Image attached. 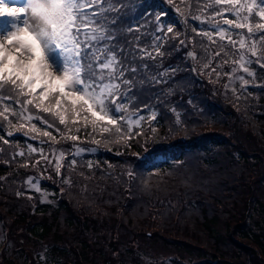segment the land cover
<instances>
[{"label":"trees","instance_id":"1","mask_svg":"<svg viewBox=\"0 0 264 264\" xmlns=\"http://www.w3.org/2000/svg\"><path fill=\"white\" fill-rule=\"evenodd\" d=\"M99 7L106 11L97 24L114 38L93 44L115 51L125 69H137L125 72L132 84L121 86L122 114L144 119L123 138L81 123L71 140L56 121L61 133L49 129L55 140L41 134L29 140L18 135L16 117L9 116L16 127L0 117V136L8 141L0 140V219L12 250L23 254L21 264H136L131 247L140 239L139 252L170 246L183 264H264V59L246 57L249 76L233 63L238 44L197 35L213 32L217 21L228 27L213 17L221 7L213 0H102ZM240 32L246 30L233 29L232 38ZM221 47L228 55L214 56ZM257 52L264 57V44ZM239 76L249 83L242 87ZM5 103L19 113L18 105ZM121 128L127 133L123 122ZM81 146L86 150L76 155ZM28 177L59 194L58 204L31 196ZM179 230L181 239L173 234ZM28 241L35 247L46 241L44 255L27 254Z\"/></svg>","mask_w":264,"mask_h":264},{"label":"snow or ice","instance_id":"2","mask_svg":"<svg viewBox=\"0 0 264 264\" xmlns=\"http://www.w3.org/2000/svg\"><path fill=\"white\" fill-rule=\"evenodd\" d=\"M101 2L102 0H22V3L17 4L13 0H0V20L5 21L4 26L0 27V117L9 125L17 126L9 119L11 115L17 118L18 131L26 128L25 135L30 132L38 133L52 140L56 137L49 129L61 133L58 125L64 126L68 133L66 138L71 140L78 139V136L71 134L72 127L76 126L78 132L81 123L85 128L91 126L93 132L99 129L100 133H107L109 136L114 129L115 133L121 134V138L132 132L133 124L139 126L143 116L133 119L132 116L122 114L127 110V105L121 102L126 93L120 91L122 85L132 84L131 80L125 78V72H135L137 69H125L115 51L108 46L97 48L93 44L114 38L106 28L97 24L96 17L106 11L99 7ZM213 2L221 6L212 13L213 17H219L223 20V25L228 27L221 26L217 21L213 32L205 31L197 35L207 37L212 43H216L214 36L221 41L227 40L234 49L238 44L234 53L238 59H234L233 63L249 76L254 75L247 67L251 60L246 57L249 54L257 57V63L264 59L257 52V44H264V34L259 35V41L254 39L258 33H264V0ZM94 7H99V11H87ZM225 13L233 18H227ZM193 18L200 19L198 16ZM255 18L258 20L253 22ZM233 29L246 32L236 33L239 38L236 40L232 38ZM167 31L172 32V28L169 27ZM193 31L196 29L193 28ZM81 36L84 38L81 39ZM155 50L163 55L159 46ZM222 52L228 55L223 47L213 55L220 56ZM147 55L151 57V53ZM204 66L208 67L207 64ZM236 71L237 68L234 67L232 72ZM237 78L243 82L242 87L249 83L243 76ZM34 85L38 87V91ZM5 101L18 105L19 113L10 111ZM28 106L35 108L38 113L49 114L53 120L50 122L38 114L33 115ZM151 118H155L154 112ZM33 120H38L42 127H37L36 123H32ZM121 122L127 125V133L122 132ZM177 122L179 123V117ZM8 135L11 136L12 133L8 132ZM0 140H4L3 136H0ZM4 143L7 144L8 141L4 140ZM65 183L69 181L66 180Z\"/></svg>","mask_w":264,"mask_h":264},{"label":"rangeland","instance_id":"3","mask_svg":"<svg viewBox=\"0 0 264 264\" xmlns=\"http://www.w3.org/2000/svg\"><path fill=\"white\" fill-rule=\"evenodd\" d=\"M14 1L15 0H13V2ZM20 3H22V0H17V4H20ZM4 24H5V21L4 20H0V27H3ZM34 87L37 88V91L39 90L37 86L34 85ZM26 130L27 129L25 128L24 130H20L17 133H21V132L24 133V131H26ZM29 135L33 138V137H37L38 133H31L30 132ZM34 139L35 138H33V140ZM33 147L34 146L31 145L30 148H33ZM80 149H83V151L86 150L83 146H81ZM42 150H43V148L40 149V152H41L42 155H44V153H42ZM83 151H79L78 152L76 150V155H80L81 152H83ZM33 153H36V152H33ZM60 159L62 161L63 160V156L58 155L56 157L57 163L60 161ZM263 160H264V158H263ZM254 163L255 162L249 161L250 168L252 167V165H250V164H254ZM33 185H35V186H33ZM26 188H27L28 191L29 190L31 191L30 195L31 196L35 195L38 198L39 201H42V202H45V203H48V204H52V206H54V207L59 202V201H57V198L59 197V194H56L53 191H48L46 189L41 188L40 181L37 178H35V177H28V179H26ZM203 189H204V187H201L200 191L203 190ZM31 212H33V210H31ZM179 232H180V230H179ZM6 234L7 233H6V230L4 229L3 222L0 219V258H1V256H7L8 258L10 256H12L13 258L17 259L16 264H21L23 259H24L23 254L21 256V259L19 257H17L18 254L15 253V251L12 250L13 244L10 242V240L6 239ZM173 234L175 236H178V238H179V236H182L183 232H180V233L173 232ZM184 234H186V233H184ZM10 235L13 236L12 234H10ZM179 239H181V238H179ZM138 243H139V245L131 247L132 248V254L131 255L133 257L136 256L137 254H139V261L138 262L134 261L136 264H183V263H187V261L185 259L181 260L180 257L177 254L176 255H174V254L171 255L170 252H172L173 248L170 247V246L158 245V244L155 243V245L158 247L160 252H154V251L145 249L146 253H141L139 251L143 250L144 243L140 239L138 240ZM36 245H37V247L33 246L30 243V241L26 242L25 245H24L25 248H26V251H27L26 253L27 254L30 253L31 249H33L35 253L37 252L39 254V256L44 255V251L46 250V249L44 250V248L47 247V242L46 241H42L41 244L37 243ZM13 255H15V256H13ZM28 261L29 260L27 259V262ZM0 262H1V260H0Z\"/></svg>","mask_w":264,"mask_h":264},{"label":"water","instance_id":"4","mask_svg":"<svg viewBox=\"0 0 264 264\" xmlns=\"http://www.w3.org/2000/svg\"><path fill=\"white\" fill-rule=\"evenodd\" d=\"M21 136H23L24 138H30L29 135H25L24 133H20Z\"/></svg>","mask_w":264,"mask_h":264}]
</instances>
